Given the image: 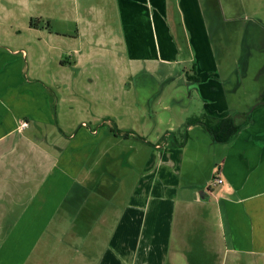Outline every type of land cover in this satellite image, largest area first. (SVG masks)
<instances>
[{
    "label": "crops",
    "instance_id": "0c3cea01",
    "mask_svg": "<svg viewBox=\"0 0 264 264\" xmlns=\"http://www.w3.org/2000/svg\"><path fill=\"white\" fill-rule=\"evenodd\" d=\"M70 1L89 19L74 26L76 36L63 23L58 57L72 54L77 68L110 55L147 73L192 46L190 76L200 82L187 81L203 100L202 115H235L233 93L200 39L201 0H176L189 40L171 23V0ZM27 57L0 51V264H264V87L254 110L236 116L250 121L231 142L188 126L183 143L149 151L128 187L120 167L106 162V133L65 134L54 87L29 78Z\"/></svg>",
    "mask_w": 264,
    "mask_h": 264
},
{
    "label": "rangeland",
    "instance_id": "374dc122",
    "mask_svg": "<svg viewBox=\"0 0 264 264\" xmlns=\"http://www.w3.org/2000/svg\"><path fill=\"white\" fill-rule=\"evenodd\" d=\"M171 3V23L177 25L180 11L176 0ZM79 5L76 9L70 0H0V51L25 52L29 78L40 76L45 88L53 85L60 103L58 119L67 122L66 129L60 125L67 136L78 127L106 133L101 139L102 149L111 153L106 162L120 167L119 180L129 187L138 181L137 173L154 146L183 143L188 121L203 117V100L187 81L194 74L192 46L191 50L182 46L178 59L150 66L147 73L110 55L93 57L75 68L72 54L58 57L57 48L63 45L57 33L68 29L64 22L71 23L74 36L75 29L84 27L89 18L79 12ZM200 6L207 35L200 39L216 57L220 82L233 93L234 114L252 112L264 87V0H201ZM177 27L189 40L183 26ZM56 78L58 86L53 84ZM115 134L121 137L118 141ZM125 135H130L129 141L123 140ZM197 140L192 136L190 142Z\"/></svg>",
    "mask_w": 264,
    "mask_h": 264
},
{
    "label": "trees",
    "instance_id": "16d2710c",
    "mask_svg": "<svg viewBox=\"0 0 264 264\" xmlns=\"http://www.w3.org/2000/svg\"><path fill=\"white\" fill-rule=\"evenodd\" d=\"M196 65L193 66L192 70H195ZM187 80L193 83H199L200 80L187 76ZM245 123L238 124L236 122V115H231L222 119H209L206 116L200 118H192L188 121V126L202 125L204 130L210 135L212 140L218 144H226L231 142L242 130L244 125L250 121V116H244ZM128 135H125L127 138ZM184 140H187V135L184 136Z\"/></svg>",
    "mask_w": 264,
    "mask_h": 264
},
{
    "label": "built area",
    "instance_id": "2783aa9c",
    "mask_svg": "<svg viewBox=\"0 0 264 264\" xmlns=\"http://www.w3.org/2000/svg\"><path fill=\"white\" fill-rule=\"evenodd\" d=\"M26 125H27V124L23 123V124L21 125V127L24 128V127H26ZM82 126L85 127L86 124H83ZM222 182H223V181H222L221 179H219V180L216 181V183H218V184H221Z\"/></svg>",
    "mask_w": 264,
    "mask_h": 264
}]
</instances>
